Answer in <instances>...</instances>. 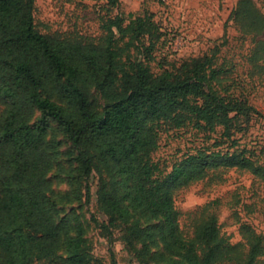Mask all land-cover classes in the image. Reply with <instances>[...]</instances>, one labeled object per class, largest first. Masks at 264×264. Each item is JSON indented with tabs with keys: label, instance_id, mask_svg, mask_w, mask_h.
<instances>
[{
	"label": "trees",
	"instance_id": "trees-1",
	"mask_svg": "<svg viewBox=\"0 0 264 264\" xmlns=\"http://www.w3.org/2000/svg\"><path fill=\"white\" fill-rule=\"evenodd\" d=\"M102 1L109 11L120 3ZM35 9L36 0H0V264H93L80 217L59 211L50 174L63 157L79 200H91L90 178L99 173L109 223L93 215L97 224L110 236L111 226L123 225L127 245L156 264H259L264 233L244 221L242 239L232 242L207 203L186 234L174 194L221 168L264 182V163L239 147L201 148L169 171L153 157L164 126L222 127L230 138L237 119L258 112L219 87L217 50L155 72L150 62L164 32L152 13L128 22L102 16V33L88 36L42 32ZM232 15L254 36L251 60L261 65L264 13L254 0H239Z\"/></svg>",
	"mask_w": 264,
	"mask_h": 264
},
{
	"label": "rangeland",
	"instance_id": "rangeland-1",
	"mask_svg": "<svg viewBox=\"0 0 264 264\" xmlns=\"http://www.w3.org/2000/svg\"><path fill=\"white\" fill-rule=\"evenodd\" d=\"M238 1L120 0L119 5L109 11L102 0H36L35 21L44 33L98 36L102 33V16L121 14L128 22L136 15L152 13L164 32L150 62L155 72L217 50L214 66L220 69L219 87L222 90L229 87V92L246 97L258 112L237 119L230 138L222 135V127L203 131L192 125L164 126L153 157L169 171L176 161L201 148L239 147L252 151L253 156L264 163V60L259 61L261 65L251 60L254 36L243 32L232 15ZM254 1L264 13V0ZM256 39L264 40V32ZM1 108L0 105V111ZM55 128L57 136L66 143V137L56 124ZM233 139L237 140L234 146ZM66 147L64 144L63 149ZM60 162L61 166L50 174L59 211L61 215L80 217L93 264H156L149 255L127 245L123 225L111 226L113 234L110 236L109 231L93 219L94 215L101 223H109L108 215L98 202L99 173L94 172L90 178L92 196L86 202L85 197L76 198L69 180V161L63 157ZM174 197L181 211L180 225L186 234L193 232V212L207 203L217 212L221 230L232 242L242 239L240 224L244 221L264 233V182L248 170L218 169L202 180L177 188ZM260 260L259 264H264V256Z\"/></svg>",
	"mask_w": 264,
	"mask_h": 264
}]
</instances>
